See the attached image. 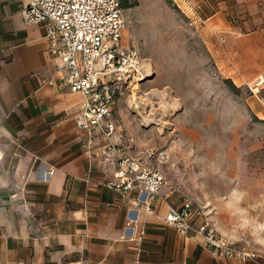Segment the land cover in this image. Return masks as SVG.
Instances as JSON below:
<instances>
[{
	"label": "crops",
	"instance_id": "0c3cea01",
	"mask_svg": "<svg viewBox=\"0 0 264 264\" xmlns=\"http://www.w3.org/2000/svg\"><path fill=\"white\" fill-rule=\"evenodd\" d=\"M30 1L0 0V264H264V253L226 257L165 222L169 205L192 197L183 178L165 179L149 209L145 195L104 184L105 140L76 126L82 97L43 27L25 24ZM173 1L205 18L194 53L212 72L236 88L264 77V0ZM259 95L230 97L264 117Z\"/></svg>",
	"mask_w": 264,
	"mask_h": 264
},
{
	"label": "rangeland",
	"instance_id": "374dc122",
	"mask_svg": "<svg viewBox=\"0 0 264 264\" xmlns=\"http://www.w3.org/2000/svg\"><path fill=\"white\" fill-rule=\"evenodd\" d=\"M136 2L123 11L122 48L137 64L116 82L117 143L165 179L183 178L198 214L264 253V117L230 97L255 96L250 84L234 87L194 53L199 24L173 0Z\"/></svg>",
	"mask_w": 264,
	"mask_h": 264
},
{
	"label": "built area",
	"instance_id": "2783aa9c",
	"mask_svg": "<svg viewBox=\"0 0 264 264\" xmlns=\"http://www.w3.org/2000/svg\"><path fill=\"white\" fill-rule=\"evenodd\" d=\"M193 22L203 24L205 18L197 7L189 6ZM124 9L119 0H31L22 7L25 24H39L44 29L47 52L60 61L57 71L65 73L72 92L82 97L76 126L89 138H104L102 155L113 164L112 175L104 184L126 195H145L146 209L166 183L163 175L128 153L115 140L117 124L112 117L116 82L136 72L134 52L124 50ZM49 84H53L51 78ZM254 94L264 89V77L249 85ZM264 104V96L260 97ZM165 222L184 236L198 238L202 246L226 257L246 258L253 253L240 248L219 232L206 216L198 214L189 199L169 205Z\"/></svg>",
	"mask_w": 264,
	"mask_h": 264
},
{
	"label": "trees",
	"instance_id": "16d2710c",
	"mask_svg": "<svg viewBox=\"0 0 264 264\" xmlns=\"http://www.w3.org/2000/svg\"><path fill=\"white\" fill-rule=\"evenodd\" d=\"M121 7L124 8H129L134 5H136V0H119Z\"/></svg>",
	"mask_w": 264,
	"mask_h": 264
}]
</instances>
